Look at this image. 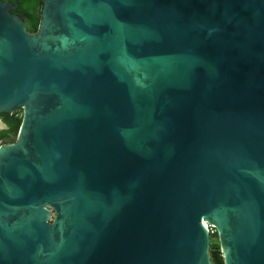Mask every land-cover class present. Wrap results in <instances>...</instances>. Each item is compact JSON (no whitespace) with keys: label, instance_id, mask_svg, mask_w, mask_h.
<instances>
[{"label":"water","instance_id":"water-1","mask_svg":"<svg viewBox=\"0 0 264 264\" xmlns=\"http://www.w3.org/2000/svg\"><path fill=\"white\" fill-rule=\"evenodd\" d=\"M17 6L0 264H264V0H43L37 32Z\"/></svg>","mask_w":264,"mask_h":264},{"label":"trees","instance_id":"trees-1","mask_svg":"<svg viewBox=\"0 0 264 264\" xmlns=\"http://www.w3.org/2000/svg\"><path fill=\"white\" fill-rule=\"evenodd\" d=\"M11 3H18L17 8L12 9L13 12L22 16L25 20L27 29L31 32H36L41 23V13L43 0H4ZM8 118V117H7ZM21 118H8L9 129L0 133L5 139L10 138V134H15L19 129ZM218 245V243H214ZM213 264H225L224 257L220 248H211L210 250Z\"/></svg>","mask_w":264,"mask_h":264},{"label":"flooded vegetation","instance_id":"flooded-vegetation-1","mask_svg":"<svg viewBox=\"0 0 264 264\" xmlns=\"http://www.w3.org/2000/svg\"><path fill=\"white\" fill-rule=\"evenodd\" d=\"M26 114H27V108L24 105L19 106L13 110H7V109L0 110V133L4 130L9 129L8 118L11 119L21 118L19 129L15 134L11 133L10 138L8 139H5L3 136L0 135V150L2 149L3 146L13 145L19 140L23 124L25 123L26 120Z\"/></svg>","mask_w":264,"mask_h":264},{"label":"built area","instance_id":"built-area-1","mask_svg":"<svg viewBox=\"0 0 264 264\" xmlns=\"http://www.w3.org/2000/svg\"><path fill=\"white\" fill-rule=\"evenodd\" d=\"M203 224L206 227L207 231L209 233L215 232L216 231V227L210 223H208L206 220H203Z\"/></svg>","mask_w":264,"mask_h":264},{"label":"rangeland","instance_id":"rangeland-1","mask_svg":"<svg viewBox=\"0 0 264 264\" xmlns=\"http://www.w3.org/2000/svg\"><path fill=\"white\" fill-rule=\"evenodd\" d=\"M211 243H212V244H214V243H218V240H216V239H212V240H211Z\"/></svg>","mask_w":264,"mask_h":264}]
</instances>
